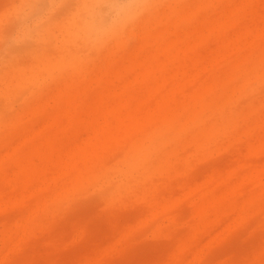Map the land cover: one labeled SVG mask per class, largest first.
Returning a JSON list of instances; mask_svg holds the SVG:
<instances>
[{"label": "rangeland", "instance_id": "374dc122", "mask_svg": "<svg viewBox=\"0 0 264 264\" xmlns=\"http://www.w3.org/2000/svg\"><path fill=\"white\" fill-rule=\"evenodd\" d=\"M0 264H264V0L0 68Z\"/></svg>", "mask_w": 264, "mask_h": 264}, {"label": "clouds", "instance_id": "9594fccd", "mask_svg": "<svg viewBox=\"0 0 264 264\" xmlns=\"http://www.w3.org/2000/svg\"><path fill=\"white\" fill-rule=\"evenodd\" d=\"M148 0H15L0 13V68L49 47L83 61L124 37Z\"/></svg>", "mask_w": 264, "mask_h": 264}, {"label": "bare ground", "instance_id": "6f19581e", "mask_svg": "<svg viewBox=\"0 0 264 264\" xmlns=\"http://www.w3.org/2000/svg\"><path fill=\"white\" fill-rule=\"evenodd\" d=\"M172 116V115H171ZM172 119H173V117H172Z\"/></svg>", "mask_w": 264, "mask_h": 264}]
</instances>
